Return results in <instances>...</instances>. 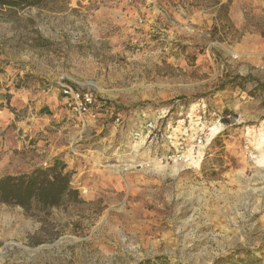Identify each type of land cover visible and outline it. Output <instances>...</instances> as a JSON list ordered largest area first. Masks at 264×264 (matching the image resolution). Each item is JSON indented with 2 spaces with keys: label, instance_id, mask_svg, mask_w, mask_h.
Here are the masks:
<instances>
[{
  "label": "rangeland",
  "instance_id": "rangeland-1",
  "mask_svg": "<svg viewBox=\"0 0 264 264\" xmlns=\"http://www.w3.org/2000/svg\"><path fill=\"white\" fill-rule=\"evenodd\" d=\"M0 69L29 92L0 176L57 165L80 198L0 202V264H264V0L0 7ZM199 135L200 163L166 160Z\"/></svg>",
  "mask_w": 264,
  "mask_h": 264
},
{
  "label": "trees",
  "instance_id": "trees-1",
  "mask_svg": "<svg viewBox=\"0 0 264 264\" xmlns=\"http://www.w3.org/2000/svg\"><path fill=\"white\" fill-rule=\"evenodd\" d=\"M49 0H0L9 9L40 7ZM68 172L57 165L38 166L28 172L0 176V202L29 209L36 203L43 207L58 206L65 201H79V191L71 185Z\"/></svg>",
  "mask_w": 264,
  "mask_h": 264
},
{
  "label": "built area",
  "instance_id": "built-area-1",
  "mask_svg": "<svg viewBox=\"0 0 264 264\" xmlns=\"http://www.w3.org/2000/svg\"><path fill=\"white\" fill-rule=\"evenodd\" d=\"M61 93L69 97L73 109L78 114L82 122L95 120L99 113V104L95 94L88 88H81L67 83L60 84ZM115 121L120 122V117L115 116ZM150 132L156 129V124L150 122L147 124ZM205 138L202 135L197 136L193 143L188 145H180L175 148L171 154L166 156V160L173 161L174 163L181 164L186 167L194 166L200 163L203 157Z\"/></svg>",
  "mask_w": 264,
  "mask_h": 264
},
{
  "label": "crops",
  "instance_id": "crops-1",
  "mask_svg": "<svg viewBox=\"0 0 264 264\" xmlns=\"http://www.w3.org/2000/svg\"><path fill=\"white\" fill-rule=\"evenodd\" d=\"M13 76L14 74L10 73L8 69H0V124H5L15 117L14 113L17 111L18 101L13 95L17 96L19 91L26 93V96L29 93L20 87L18 81L13 80ZM12 98L14 99L13 102H11Z\"/></svg>",
  "mask_w": 264,
  "mask_h": 264
},
{
  "label": "bare ground",
  "instance_id": "bare-ground-1",
  "mask_svg": "<svg viewBox=\"0 0 264 264\" xmlns=\"http://www.w3.org/2000/svg\"><path fill=\"white\" fill-rule=\"evenodd\" d=\"M211 130H212V129H211ZM215 130H216V129H215ZM212 132H214V131H212ZM263 158H264V157H263ZM111 166H113V165H111ZM262 189H263V188H262ZM250 191H251V192H256V191H257V192H258V189L255 188V187H254V188L252 187V188H250ZM261 192H263V191H261Z\"/></svg>",
  "mask_w": 264,
  "mask_h": 264
}]
</instances>
